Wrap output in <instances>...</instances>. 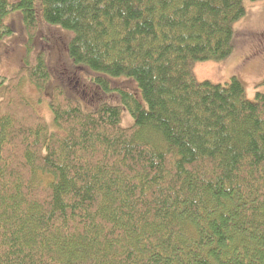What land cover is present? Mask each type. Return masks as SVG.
Returning a JSON list of instances; mask_svg holds the SVG:
<instances>
[{
  "label": "trees",
  "instance_id": "obj_1",
  "mask_svg": "<svg viewBox=\"0 0 264 264\" xmlns=\"http://www.w3.org/2000/svg\"><path fill=\"white\" fill-rule=\"evenodd\" d=\"M245 1L0 0V43L13 13L28 38L0 77V264H264V92L193 72L242 43ZM42 24L73 34L68 61L109 100L90 106L43 55L29 62Z\"/></svg>",
  "mask_w": 264,
  "mask_h": 264
},
{
  "label": "rangeland",
  "instance_id": "obj_2",
  "mask_svg": "<svg viewBox=\"0 0 264 264\" xmlns=\"http://www.w3.org/2000/svg\"><path fill=\"white\" fill-rule=\"evenodd\" d=\"M244 7L246 15L234 25L236 37L242 43L237 45L226 60L196 63L193 66V72L196 80L200 83L208 81L212 84H225L233 76H236L242 82L248 100L255 101L257 92H264V49L262 48L264 45V1L251 3L246 0ZM20 14L13 13L8 19L9 25L14 28L15 35L0 43V77L8 79L14 77L24 65L28 38L23 25V17ZM71 35L73 36L72 33L63 32L58 27L42 24L33 41L35 52L32 58L34 59L29 62L35 63L37 61L35 58L43 55L52 72L53 84L63 85L69 94L82 98L90 106L98 105L100 100H109L92 83L93 76L89 71L75 67L68 61L66 46ZM243 38L244 40H242ZM121 79L111 80V85L125 88L122 90L139 97V92L133 93L127 90L132 86L131 83H126L125 78ZM25 90L37 104L38 110L45 117L49 127L53 128L50 98L40 102L39 94L32 85L26 86ZM114 94L119 97L117 91H114ZM105 103L110 104V102ZM133 123L134 120L129 112L122 111L121 127L128 128Z\"/></svg>",
  "mask_w": 264,
  "mask_h": 264
}]
</instances>
